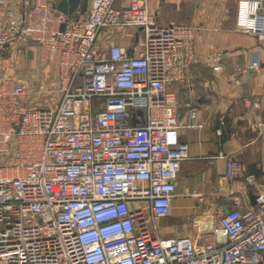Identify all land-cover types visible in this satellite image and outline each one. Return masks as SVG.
I'll return each mask as SVG.
<instances>
[{"label": "built area", "instance_id": "2783aa9c", "mask_svg": "<svg viewBox=\"0 0 264 264\" xmlns=\"http://www.w3.org/2000/svg\"><path fill=\"white\" fill-rule=\"evenodd\" d=\"M60 1L0 0V52L41 49L61 91L33 106L25 82L0 79V264H264V192L250 208L235 196L202 242L160 225L191 157L180 130L202 126L192 107L180 121L169 88L196 60V28L156 22L146 0H81L73 14ZM262 6L240 0L236 23L264 41ZM107 29L130 44L104 47ZM243 171L227 160L226 177Z\"/></svg>", "mask_w": 264, "mask_h": 264}, {"label": "crops", "instance_id": "0c3cea01", "mask_svg": "<svg viewBox=\"0 0 264 264\" xmlns=\"http://www.w3.org/2000/svg\"><path fill=\"white\" fill-rule=\"evenodd\" d=\"M239 1L146 0L156 22L196 28V60L185 81L169 88L179 98L180 121L188 120L192 107L198 110L202 126L180 130L191 157L181 164L172 213L161 221H169L164 224L165 236L188 235L202 242L205 235L199 231L204 229L209 236L219 229L220 213L232 207L235 196L250 208L255 205V194L264 192V41L237 27ZM101 42L104 47L128 46L131 38L127 32L107 29ZM39 50L27 52L35 68L46 64ZM214 56L219 61L208 65L207 58ZM255 61L260 64L252 67ZM47 63L48 72L56 69L53 59ZM230 158L242 162V176L226 177ZM249 175L256 176L254 184L249 183ZM190 225L200 230H189Z\"/></svg>", "mask_w": 264, "mask_h": 264}, {"label": "rangeland", "instance_id": "374dc122", "mask_svg": "<svg viewBox=\"0 0 264 264\" xmlns=\"http://www.w3.org/2000/svg\"><path fill=\"white\" fill-rule=\"evenodd\" d=\"M39 51L41 53L40 57L42 58V63L45 61L46 64H44V67L40 65L38 68H35L31 64L28 53L21 49H7L1 51L0 79L8 76L25 82L29 92L28 99L35 106H56L61 96L58 73L56 71L57 67L56 69L52 67L48 72L47 66L49 63H47V61H50V59H46L47 54L41 49ZM54 62L57 63L56 60H54ZM6 170L10 172L12 171L11 168H7ZM164 222L168 223L169 221L165 220ZM164 224H160L161 228H164ZM188 228L189 230H200V226L198 225H190ZM199 232L200 234L205 235L204 237H201L203 241L207 235L205 233L206 231L203 229Z\"/></svg>", "mask_w": 264, "mask_h": 264}, {"label": "water", "instance_id": "95a60500", "mask_svg": "<svg viewBox=\"0 0 264 264\" xmlns=\"http://www.w3.org/2000/svg\"><path fill=\"white\" fill-rule=\"evenodd\" d=\"M80 3L81 0H61L56 5V8L61 12L73 14L75 13L76 9L79 7ZM140 113H142V111ZM253 199L255 201L254 197Z\"/></svg>", "mask_w": 264, "mask_h": 264}]
</instances>
